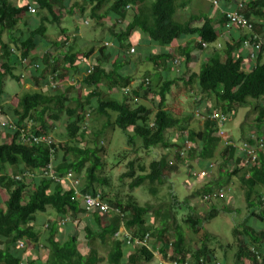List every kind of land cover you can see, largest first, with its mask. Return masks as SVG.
<instances>
[{
  "label": "trees",
  "instance_id": "1",
  "mask_svg": "<svg viewBox=\"0 0 264 264\" xmlns=\"http://www.w3.org/2000/svg\"><path fill=\"white\" fill-rule=\"evenodd\" d=\"M192 1H75L69 12L77 8L83 16L87 15L88 22L107 19L111 24L101 26L107 33L108 46L95 41L91 46L81 47L82 42L77 36L73 35V43L68 42L63 28L58 41L46 40V25L60 24L59 10L64 7V0H0V101L4 96L6 78L18 84L21 82L22 61L25 59L31 66L27 81L36 88L17 96L13 104L0 103V112L30 136L48 135L51 124L63 117L66 134L64 142H55L50 137L48 145L23 144L14 131L8 143L0 144V190L5 194L0 202V264H99L102 258L96 246L107 249L104 264L150 262L154 251L166 259L167 264H219L215 253L206 245L209 240L206 232L202 233L198 246H189L180 226H168V211L162 215L154 211V215L161 218V225L153 227L149 224L152 205H139L128 196L125 201H108L109 211L119 209L120 212H108V221L103 224L102 213L97 209H86L76 197L74 188L64 182L68 174L77 180L76 176L82 173V184L77 186V191L90 195L96 193L98 185H108L105 178L96 174L102 166L99 156L102 147L95 134L89 135L92 136L90 142L89 136L86 138L84 134L82 124L92 120L90 114H93L94 121L103 118L102 132L109 127L112 130L118 128L125 135L128 147H135L138 143L137 148L144 151L158 148L170 151L168 148H174L173 159L167 152L147 165L128 161L126 172L120 177L131 180L129 189L147 182L149 195L155 197L159 187L164 185L166 175L178 171L180 166H188V161L197 159L199 169L196 171L213 164L210 161L215 158L220 142L216 123L202 120V130L189 129L184 125V112L177 100L176 105L167 103V94L179 80L188 87L196 81L199 93L213 97L206 113H221L225 120L227 115L229 119L248 101H257L254 107L257 110L256 135L243 139L250 146H258L261 139L263 147L256 149L254 156L245 157L232 145L236 143L226 141L219 150L220 158L226 166L230 164L231 169L225 168L211 181L212 184L203 185L197 195L209 202L222 188L228 187L229 193L227 184L231 176L237 178L245 194L248 213L243 223L234 226L231 232L236 243L234 264H264V196L261 192L264 189V132L260 130L264 126V0H247L239 10L235 7V0H215L216 6L211 2L219 17V30L215 29L213 18L209 16L212 8L206 13L198 10L186 15L185 19L175 20L177 10L187 9ZM30 5L36 9L34 14L27 11ZM227 11L242 15L252 24V32L263 41L254 59H244L243 40L248 35L245 30L231 29L237 34H229L230 39L219 43V35L227 30L224 15ZM32 15L36 20L31 18ZM143 37L147 38L144 42V49H147L142 51V47L136 44ZM37 38L41 40L43 50L39 57L34 51ZM177 43L180 45L174 54L169 53L167 48ZM132 47L140 54L135 59L128 53ZM95 48H98L96 64H91V70L88 69L80 80L75 79L82 71L81 63ZM50 49L56 53H50ZM195 51L208 52L206 61L185 80L186 65ZM139 63L151 66L136 71ZM176 65L180 72L175 71ZM135 72L141 73L134 75ZM161 73H164L163 80ZM169 73L171 77H165ZM139 75L141 82L132 88V82L138 81ZM65 79L73 83L64 90L51 84V80L58 83ZM145 80H148L147 84ZM77 82L82 92L75 87ZM70 91L77 92V97ZM148 95L154 99V111L141 103V99L145 100ZM175 129L179 130L178 140L172 135ZM48 164L56 179L46 174ZM214 170L213 164L209 174ZM211 186L216 187V192L211 191ZM28 187L31 191L25 197ZM47 207L53 212H47ZM218 212L232 213L225 206L211 205L203 218H198L189 209L182 222L197 233L203 228V222L215 218ZM88 213L90 216L86 217ZM79 221L83 223L82 240L70 233L71 223ZM121 226L131 235L132 243L142 240L145 235L153 238L152 247L148 242L149 249L135 243L126 247L114 238ZM169 231L173 233L172 241L167 237ZM25 254L26 259H23Z\"/></svg>",
  "mask_w": 264,
  "mask_h": 264
},
{
  "label": "rangeland",
  "instance_id": "2",
  "mask_svg": "<svg viewBox=\"0 0 264 264\" xmlns=\"http://www.w3.org/2000/svg\"><path fill=\"white\" fill-rule=\"evenodd\" d=\"M20 1V0H19ZM30 1V0H29ZM77 1L78 3L81 2V0H64V7L59 10L61 20L60 24H53V25H46V37L47 41H58L61 37L60 29L63 28L65 31L64 33L67 35H70L72 33V30L76 27V25L80 26L81 29V35L85 34L89 37V39L97 40L98 42L105 41L107 39V33L105 32V26H110V22L107 21V19L99 20L98 22L95 21H89L87 19V15H82L77 8L73 9L72 12H69V8L73 5V3ZM213 0H193L190 4V6L187 7V9H178L175 13V20H182L186 18V15L190 13H196L202 10V12L206 13L208 10H210L211 2ZM233 2V0H231ZM36 10V9H35ZM212 10L215 12L214 8ZM213 18V25L216 30H219V24L217 23L218 18L217 16H211ZM31 18H34L36 20L35 15H32ZM87 22V24H84ZM101 26H103L101 28ZM24 28V27H20ZM122 28V27H121ZM25 29H23V32ZM74 32V31H73ZM75 33V32H74ZM73 36V35H72ZM70 37L68 39V42L73 43L74 42V36ZM223 36V35H221ZM219 36V41H222V38ZM79 38V37H78ZM37 46L34 50L37 56L42 55V48H41V40L39 38L36 39ZM263 44V41L261 42V45ZM89 46V45H86ZM261 48V46H260ZM147 49V48H146ZM142 49L141 50H146ZM260 51V50H259ZM258 51V52H259ZM55 50L52 54H55ZM174 54V52H172ZM198 51H195L194 53H191L192 56L194 54H197ZM131 53L130 55H132ZM136 54V51H135ZM125 55V53H124ZM133 56V55H132ZM131 57V56H130ZM138 57V56H137ZM137 57H132L133 59ZM177 57V56H175ZM61 59V58H60ZM32 61V60H31ZM34 62V61H33ZM36 62V61H35ZM191 60L187 63L188 67V73L185 72V80L187 79V76L189 73L193 71H198V67L194 66L195 64H190ZM29 66L30 64H24L23 65V74H22V81L24 78H26V81L29 80ZM151 65L148 63H144V65H141L140 63L137 65L136 71H143L147 67H150ZM180 66L184 68V64L181 63ZM194 67V68H193ZM197 67V68H196ZM179 68L177 65L176 69ZM181 70V69H180ZM138 74L141 72H137ZM136 72L134 75H138ZM140 75L137 77L138 81H135L132 83V88H136L138 84L141 82ZM165 77H171V73L166 74ZM21 81V83H22ZM51 84H55L58 86L57 82H54L51 80ZM182 81H176L175 85L171 87L169 94H167V103L169 105H173L175 101L177 100V103L182 108L184 115L183 118L185 119L184 125L187 126L189 129L200 131L203 128V121L196 116V110H199L202 112L201 114L206 113L207 106L212 105L213 103V97L212 96H206L202 95L198 92L199 88L197 86V82L194 81L191 86H186L183 84ZM20 84V83H19ZM16 83L15 81L6 78L4 80V88L7 94H10L12 98L10 97L11 101H15L16 97L21 95L25 91L36 89L32 84L28 83V85ZM60 85V84H59ZM155 85V84H154ZM75 87L78 90H81L79 87V83H75ZM76 91V90H75ZM83 90H81L82 92ZM72 96L77 97V92L73 93L70 91ZM82 96V93L79 94ZM141 103L147 106L151 110H155V103L154 99H151L148 95L147 98L141 99ZM257 101H248L247 104L237 108L236 113L233 114L227 120L223 127L221 128L223 132L220 134V142L218 145V149L221 151L222 145L226 141H233L236 144L241 143L242 141H245L243 137L251 135L255 136V132L257 130V126L255 123V118L257 116V110L254 108ZM71 105L73 103L71 102ZM176 105V103H175ZM218 110L220 108H217ZM176 111V110H175ZM177 112V111H176ZM93 114H90V118L92 120L85 121L82 126L85 127L84 134L87 138L89 135L95 134L96 140L98 141V145L102 147V152L99 153L100 161L102 163V166L97 171V175L99 177L105 178L108 182L107 186H101L98 185L96 187V193L91 196H98L101 199V202L108 204V201H114L118 199L119 201H125L126 197L131 196L133 200L136 201L139 205H144L145 203H149L152 205V212L151 217H149V224H151L153 227H159L161 225L160 217H157L154 215V211L159 212L161 215L164 214L166 211H168V226H174L178 225L181 227V230L183 231L184 238L186 243L191 247H196L200 243L202 239V233L206 232L207 236H209V240L206 243L207 247H209L214 253L216 257V261H218L219 264H234V258L233 253L235 252V241L233 236L231 235L232 229L234 226H239L243 223V221L247 218V203L245 201V194L240 189L239 183L237 181V178L235 176H231L229 184H227L230 187V192L226 191V188H222L219 190L218 194L216 196H212L209 202H204V199L200 198L197 195V191L205 184L211 183V181L219 174L222 173L225 168L231 169L230 164L226 166V164L222 163V159L220 158V151L218 150L215 153V158L212 159L210 162H212L215 166L214 172L209 174L206 178H198L194 174L195 172H198L196 170L199 169L197 167V159H193L188 161V166H180L178 168V171L172 172L166 175L165 183L163 186H160L158 189V193L155 197H152L148 193V183L144 182L140 186L129 189L128 184L131 181L128 178H122L120 177L124 172H126V164L130 160H134L138 163H144V165H147L151 160L158 159V157L166 154L167 152L170 154V158L173 159V150L174 148H168L170 151H164L161 149H155L151 151H144L140 148L135 147H128L126 145V137L125 135L118 129L114 128L112 130L111 127L106 128L105 132L101 130V124L103 122V118H98L96 121L93 120ZM2 118V117H0ZM2 123H5L4 118L2 119ZM52 129L48 132V135L52 137V139L55 142H64L66 141V134H65V120L63 117L58 122H55L54 124H51ZM262 132H264V126L260 128ZM174 133V140H178L179 138V130L175 129L172 130ZM1 133V132H0ZM90 142L92 139V136H89L87 138ZM2 137L0 134V144L2 143ZM256 140V139H255ZM261 140V139H259ZM5 142V141H4ZM3 142V143H4ZM89 146H92L91 143H89ZM201 167V166H200ZM192 169V172H190ZM231 171V170H230ZM194 173V174H193ZM194 177H193V176ZM82 173L77 177L79 184H82ZM212 184V183H211ZM224 186V185H223ZM216 187L211 186V191H214ZM259 190V188H257ZM31 191V188L28 187L25 190V197L29 194ZM222 192V193H220ZM261 192L264 196V189H261ZM103 194V197H102ZM4 192H0V202H2V199L4 197ZM5 199V198H4ZM173 200H175L176 203H173ZM214 206L218 208L226 207L228 208L229 212H232L230 214L228 213H222L218 212V216L215 218L209 220L208 222H203L202 229L198 230L197 233H194L190 230L189 226L182 222V218L184 215L188 214L189 209L192 210V212L198 217L203 218L206 211L209 210V207ZM47 212H53V210L50 207H47ZM90 213L86 215V217H89ZM101 219L103 224H106L108 221V215L102 214ZM71 231L70 233L72 235H77L79 240H82L83 236V223L82 221L72 222L71 223ZM261 227L260 223L258 224V229ZM39 230H41V227H38ZM124 234H122V237ZM167 237L172 241L173 240V233L172 231H169L167 234ZM153 238L149 237V246L150 248L153 245ZM28 247V246H27ZM32 249L31 246L28 247V249ZM27 249V251H28ZM97 252L102 258V261L99 264H104L106 255H107V249L98 248L96 246ZM33 254V253H32ZM29 256V254H27ZM35 255V253H34ZM127 255V254H126ZM125 255V256H126ZM170 255V252L168 253ZM167 260L160 257L159 254H157L154 251V258L150 262H145L143 260H140L137 264H166ZM168 263V262H167Z\"/></svg>",
  "mask_w": 264,
  "mask_h": 264
},
{
  "label": "built area",
  "instance_id": "3",
  "mask_svg": "<svg viewBox=\"0 0 264 264\" xmlns=\"http://www.w3.org/2000/svg\"><path fill=\"white\" fill-rule=\"evenodd\" d=\"M247 0H235V7L239 10L242 8V6L244 4H246ZM213 5L216 6L217 2L215 0L212 1ZM27 11L28 13L34 14L35 13V7L34 6H28L27 7ZM225 15V20H226V27L227 30H231L234 28H239L242 30H245V32L248 34L246 39L243 40V48L246 50L245 56L247 55V57H245L244 59H254L255 54L260 50V46H261V38L255 34L254 32H252V24L246 20L242 15H240L237 11H233V12H224ZM84 24H87V22H85ZM109 44L104 42V46H108ZM204 46V45H203ZM129 54L134 53V48L132 47L129 51ZM29 64L28 60L25 59L22 61V64ZM31 67V66H29ZM91 70V69H90ZM89 72V71H88ZM87 72V73H88ZM145 84L148 83V80H145L144 82ZM54 86V85H53ZM52 86V87H53ZM196 116L199 117L201 120L205 121V120H209L212 121L214 123H216L217 125V134L220 136V134L223 132V130L221 129L225 123V116L221 113L218 112H211L209 114L205 113V114H201L202 112H200L199 110H196ZM1 114V112H0ZM5 123H3V126H5L8 130L14 132L16 131L18 133V141L20 143L23 144H49L50 143V136L48 135H29L27 134V132L25 131L24 128H17L15 126V124L8 119L4 120ZM254 139V138H253ZM232 144V143H229ZM258 146H250L249 144H247L246 142L242 141L239 144H232L235 148H237V150L241 153L245 154L246 156H254L255 155V151L256 149H261L262 146V141L258 140ZM246 163V159H244V165ZM47 169H46V174L48 173L49 176L54 178V172L51 170V166L50 164L47 165ZM213 169V164L209 163L207 165V169H200L198 172H195L196 174H194L196 177L198 178H206L209 175V171H211ZM48 171V172H47ZM45 172V171H44ZM71 175L68 174L64 179L66 183H68L72 188H74L75 190V195L77 198H80L81 202L85 205L86 209L88 210H93V209H97L99 210L102 214H107L108 212H115V213H119V211L117 209H114V211H109L110 208L108 207V205L106 203L101 202V199L96 195V196H91L88 194L82 195L80 193L77 192L76 188H77V181L75 179H72L70 177ZM193 176V175H192ZM56 179V178H54ZM210 197H208L209 199ZM122 234H124V236L122 237ZM116 237H120L121 239L124 240V242L126 243V245H129L130 243H132V237L121 227L118 229V231L115 233ZM148 236L145 235L143 237L142 240H134L133 242L135 243V245H139V246H143L145 248H148L147 242H148ZM131 246H133V244ZM175 264V263H172Z\"/></svg>",
  "mask_w": 264,
  "mask_h": 264
},
{
  "label": "crops",
  "instance_id": "4",
  "mask_svg": "<svg viewBox=\"0 0 264 264\" xmlns=\"http://www.w3.org/2000/svg\"><path fill=\"white\" fill-rule=\"evenodd\" d=\"M209 16L211 17V16H217V13H215L213 10H211L210 11V13H209ZM217 18H218V20H219V17L217 16ZM217 20V21H218ZM218 24H219V22H217ZM220 25L221 24H219V28H220ZM75 33H74V32ZM81 29H80V26H78V25H76V27L72 30V33L70 34V35H67V34H65V35H67V37L68 38H70L72 35H74V36H77V37H79V42L81 43L79 46H81V47H84L85 45H89V46H91L92 45V43L93 42H95V41H97V40H92V39H89V37L87 36V35H85V34H83V35H81ZM234 31V30H233ZM231 32V33H230ZM229 34H233L232 33V31L231 30H225V31H223V34H221V35H223V36H221V35H219V36H221V37H223L222 38V41H219V43H221V42H224L225 40H228V39H230V35ZM237 33H234L233 35H236ZM147 40V38H140V39H138V41H137V44H136V46H140V47H142L143 49H144V42ZM74 41H75V39H74ZM77 41V40H76ZM103 43L104 42H106V40L105 41H102ZM101 44V43H100ZM180 44L179 43H177V44H174L173 46H170V47H168L167 48V51L170 53V52H173L178 46H179ZM135 46V47H136ZM134 47V48H135ZM97 49L98 48H95L94 49V51H93V53L90 55V56H88V58L86 59V61L85 62H82L81 64H82V71L79 73V75L78 76H75V79H77V80H80L81 79V76H84L89 70L88 69H91V64H96V58H97ZM146 49V48H145ZM135 50L136 49H134V53L132 54V55H130L131 56V58L132 57H137V56H140V54H138V52H137V50H136V54H135ZM49 52L50 53H53L54 52V49H50L49 50ZM56 53V52H55ZM192 53H194V52H192ZM207 54H208V52H207ZM207 54L205 53H201V52H198L197 54H194L193 56H192V54H191V62H190V64L191 65H193V64H195L196 62V64L194 65V66H200V64L202 63V62H204V61H206V56H207ZM206 55V56H205ZM245 57H247V55L245 56ZM133 59V58H132ZM264 60V54L262 55V61ZM176 67H177V65H176ZM175 67V68H176ZM136 68H137V66H136ZM194 68V67H193ZM185 70H187V73H188V67H187V65H186V68H185ZM176 71H178V72H180L181 70H180V67L179 68H177L176 69ZM161 80H163L164 79V73H161ZM184 77H185V75H184ZM65 80H67V81H65ZM64 81H61V82H58V85L61 87V89L62 90H64V87L65 86H67V85H71L73 82L71 81V80H68V79H65ZM22 81V80H21ZM135 82V81H134ZM133 83V82H132ZM20 84H25V85H28V81H26V78H24L23 79V81H22V83L20 82ZM19 84V85H20ZM46 86V85H45ZM10 97L12 98V96H10V94H7L6 93V91H5V88H4V96H2V98H1V101H0V103H1V105H5V104H8V103H10V104H13L14 103V101L12 100L11 101V99H10ZM0 117H2V118H0V134H1V137H2V143L4 142V143H8L10 140H11V137H12V133L9 131V130H7L6 128H4V127H1V126H3L2 125V119L4 118V119H8V120H12V119H9V117L8 116H6V115H1ZM7 172H8V174L10 173V171L9 170H7ZM0 192L1 193H3L1 190H0ZM23 259H26V254L23 256Z\"/></svg>",
  "mask_w": 264,
  "mask_h": 264
},
{
  "label": "clouds",
  "instance_id": "5",
  "mask_svg": "<svg viewBox=\"0 0 264 264\" xmlns=\"http://www.w3.org/2000/svg\"><path fill=\"white\" fill-rule=\"evenodd\" d=\"M73 37V36H72ZM1 115H3V113H1L0 114V116ZM10 119V118H9ZM5 120V119H4ZM12 121V120H11ZM2 125H3V123H2ZM1 127H5V126H1ZM6 128V127H5ZM7 129V128H6ZM8 130V129H7ZM10 131V130H9ZM10 132H12V131H10ZM13 133V132H12ZM48 136H50V135H48ZM51 137V136H50ZM77 181V186H79V182H78V180H76ZM76 190H77V188H76ZM226 191H227V189H226ZM78 192V191H77ZM79 193V192H78ZM82 195H85V194H82ZM88 195H90V194H88ZM119 212H120V210L119 209H117ZM122 228H123V226H121ZM120 227V228H121ZM124 229V228H123ZM125 230V229H124ZM126 231V230H125ZM127 232V231H126ZM128 233V232H127ZM129 234V233H128ZM130 235V234H129ZM131 236V235H130ZM114 238H116V239H119L121 242H123L125 245H126V243L124 242V240L123 239H121L120 237H116L115 236V234H114ZM128 245H126V247H127ZM147 249H149V247L147 248ZM168 262V261H167ZM167 262H166V264H167Z\"/></svg>",
  "mask_w": 264,
  "mask_h": 264
}]
</instances>
